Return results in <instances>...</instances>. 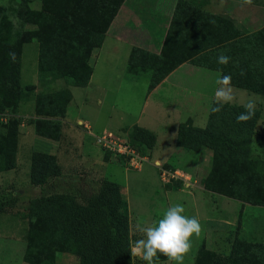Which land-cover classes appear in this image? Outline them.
I'll list each match as a JSON object with an SVG mask.
<instances>
[{"label":"trees","instance_id":"16d2710c","mask_svg":"<svg viewBox=\"0 0 264 264\" xmlns=\"http://www.w3.org/2000/svg\"><path fill=\"white\" fill-rule=\"evenodd\" d=\"M40 2L41 7H49L41 10L42 16L35 13V19L23 0H8L0 17V114L7 112L11 117L5 128L6 135H0V172L12 169L14 164L16 137L13 132L19 120L15 113L21 95L19 46L30 40L38 43L37 85L62 79L66 85L85 87L91 74L90 52L100 45L122 0ZM185 4L182 1L176 4L159 55L137 51L129 60L128 70L138 66L148 68L151 74L147 91H150L177 64L187 60L191 65L231 75L233 88L264 96V27L243 35L226 19ZM48 10L55 12L49 20ZM61 18L65 21V30H71L69 34L53 28L55 20ZM84 23H89L90 27L100 24L97 31L84 33ZM85 41L92 43L88 46ZM10 52L15 53V61L9 58ZM183 52L185 58L181 59ZM220 54L231 58L227 65L217 63ZM34 88L27 86L25 93L29 94ZM70 100L71 94L66 88L39 91L34 96V115L42 119H61ZM244 111V107L230 104H225L219 113L209 110L202 129L186 120L177 127L175 148L177 151H210L208 171L200 180L203 191L240 204L264 207V160L248 156L259 114L255 111L251 120L237 123L236 116ZM33 123L32 119L28 120V124ZM40 128L35 131L40 132ZM259 138L264 139V123ZM154 141L153 134L139 127L132 126L127 132V142L140 155H146ZM108 156L104 153L105 160ZM164 167L173 170L169 164ZM59 175L52 156L32 154L31 187H41ZM162 187L164 191L176 190L180 183L170 182ZM15 200L6 193L0 195V208ZM27 211L24 263L55 264L53 255L55 259L56 255L66 254L74 257L77 264H133L127 203L117 184L100 179L96 190L84 202L63 193L35 197L30 200ZM232 256H240L238 248L233 249ZM250 257L252 264H258L259 260L264 264V247L249 255L248 260ZM211 264L226 263L215 259Z\"/></svg>","mask_w":264,"mask_h":264},{"label":"crops","instance_id":"0c3cea01","mask_svg":"<svg viewBox=\"0 0 264 264\" xmlns=\"http://www.w3.org/2000/svg\"><path fill=\"white\" fill-rule=\"evenodd\" d=\"M179 1L182 0H122L103 33L100 45L90 52L88 63L91 67V74L87 85L85 87L65 85L64 87L70 92L71 100L63 118L42 119L35 117L34 102H31V113L25 118L32 119L34 123L26 124L27 128L19 130L20 139L26 144L24 152L29 154L28 173L30 174L31 156L34 152L52 156L60 170V175L49 179L45 185L33 187L41 191L37 197L50 195L43 193L54 188V184L51 182L65 183L72 187L75 174L81 170L90 174L92 179L95 176L96 188L100 179L108 180L104 170L115 163L112 159L105 160L104 153L94 144L92 138L82 131L80 124L85 121L89 126H92L90 127L94 129L92 131L95 134L108 130L118 133L124 139H127V132L132 126L144 129L153 134L155 138L152 149L146 155L156 172L157 166L164 167L165 164H169L178 170L180 167H184L193 172L199 171L201 180L205 177L209 167L210 151L206 149L199 152L177 151L175 148L176 131L178 125L186 120H190L191 125L195 128L205 127L209 106L213 102L217 87L215 84L217 71L197 67L184 60L161 78L150 91H147L150 70L148 68L141 69L139 66L134 70H128L129 60L137 51L152 56L159 55L176 4ZM191 6L203 12L229 19H233V15L236 16V8L240 15H244L245 11H249L248 15H251V13L254 14V11L264 8V5L259 3L245 5L242 0H199L192 3ZM117 63L121 64V68H117ZM117 71L119 74L115 75ZM146 72L149 76L143 83L144 92L141 94V104L137 113L130 116L123 111L124 109L110 106V114L106 118L100 119V110L105 109L107 103H115L118 98L121 82L127 80L125 99L131 101L130 88L134 87L139 74ZM114 75L118 78V89L108 93L106 86ZM31 84L33 86L37 84V77H33ZM235 92L237 91H234V95ZM235 100L234 103L229 104L240 106ZM29 102L27 100L23 103L30 106ZM22 113L24 112H20L17 105L15 117L22 116ZM260 124L257 121L255 125V132L249 146V156L254 143L259 144V151L264 153V139L259 138L258 131ZM38 126L41 127L40 132L35 131ZM17 165L18 157L15 153L13 168L8 171L13 170ZM141 168L142 166L136 171ZM122 169L125 172L128 171L126 168L122 167ZM184 173L189 178L191 177L190 173ZM98 175L99 177L96 178ZM199 191L202 192V195L203 192L211 194L203 191L201 187H197V192ZM187 195L192 196V193ZM22 256L23 254L21 261ZM0 257H2L1 253Z\"/></svg>","mask_w":264,"mask_h":264},{"label":"rangeland","instance_id":"374dc122","mask_svg":"<svg viewBox=\"0 0 264 264\" xmlns=\"http://www.w3.org/2000/svg\"><path fill=\"white\" fill-rule=\"evenodd\" d=\"M14 1L21 2L22 0ZM23 1H25L28 10L32 13L31 17H33L35 13L42 16L43 12L41 10L45 7H49L47 5L41 7L40 0ZM198 1L199 0H182V2L186 3L185 5H192V3ZM7 2L8 0H0V17L5 12L4 7ZM253 3L264 5V0H253ZM189 7L194 9L192 6ZM253 9L256 10L255 8ZM50 11L51 10H48L46 13L48 20L55 14V12H52L53 10ZM211 11L213 10L211 9ZM256 12L258 13L256 14ZM248 13L250 12L245 11L244 15H240L238 8H236V16L233 15V19L224 16L219 17L226 19L243 35H248L264 27V8L254 11V14L251 13V15H248ZM33 19L35 18L33 17ZM74 19L79 20L78 18ZM64 22L63 18L55 20L53 28L55 27V30L57 29L60 32L63 31V33L69 34L71 30H65ZM83 22H85V20ZM89 23H91V20ZM89 23L83 24L84 33L90 30L97 31L100 23L94 24L91 27ZM187 31L188 30L185 32L187 33ZM83 38H86L85 35ZM85 42L88 46L92 43L90 41ZM38 49V43L35 40H30V42L20 45L18 50V63L20 69L19 91L21 94L18 100V109L20 112L24 113H22V116L17 117L19 120L13 132L16 137L15 153L18 157V165L11 171L0 173V195L6 193L16 199L12 204L0 208V253L2 255V257H0V264H26L21 261V255L24 253L26 246L28 205L32 198L37 197L39 193H41L38 188H33L29 185V154L24 152L26 144L20 139L19 130L27 128L25 125L28 124V120L30 119L28 117L25 118V116L31 113V102L34 101V96L37 92H54L64 88L66 85L65 81L61 79L42 86L36 84L34 90H31L29 94L25 93L26 87L32 86L31 82L33 77L36 78ZM184 56L185 54L183 52L180 58L184 59ZM116 66L118 69L121 68L120 63H117ZM118 74L119 71L115 73V75ZM115 75L109 80L106 86L108 93L118 89V78L115 77ZM148 76L149 74L147 72L139 74L134 87L130 88V94L132 95L131 101H126L125 99V84L127 80L122 81L115 103H107L106 108L100 110L99 118H106V116L110 114V106H114L117 109H124L123 111L127 112L130 116L136 114L141 104V94L144 92L143 83L147 81ZM234 90L237 91L235 92V102H238L240 106L242 105L241 107H244L249 97L255 96V111L258 112V122L259 124L261 123L260 125L263 127L264 96L235 88ZM27 100L30 101V106L23 103ZM4 115L7 116L4 120L0 118V135L3 136L6 135L5 128L8 125V119L11 118L7 112H4ZM1 116L0 114V117ZM85 122L88 124L87 121ZM261 126H259L258 131L262 128ZM91 130L94 131L93 128ZM26 133L27 131L25 134ZM251 148L252 151L251 155H248L249 157L256 160H264V153L259 151V144L254 143ZM24 158H26V160H24ZM107 159L112 158L108 156ZM112 161L115 164L109 165L104 172L107 173L106 177L109 181L116 183L120 187L121 194L126 200L129 214V235L131 243L134 240L143 238V233L138 230V225L140 227L150 226L162 216L168 206L182 204L185 207L184 214L189 217H197L202 226L201 235L198 238L193 237L192 239V249L185 256L184 264H211L215 259H221L226 264H252L253 261L251 257L248 260L249 255L253 254L259 247H264V207L240 204L223 196L216 197L211 194H205L204 192L202 195V192H197V187H201V179L199 177L201 176V172L199 173V171L193 172L188 168L178 167L183 173L187 172L191 174V177L188 178V184H182L179 181V189L164 191L156 169L150 165L149 159L146 163L141 165V169L137 171L128 169L127 172L122 169L123 166L121 164L116 163L113 159ZM97 177H99V175L96 176V178ZM74 180V184L71 185L72 187H69V185L65 183L56 184L51 182L54 184V188L43 194H72L79 202H84L96 189L94 184L96 182L95 176L92 179L90 178V174L81 170L75 174ZM188 193H192V196L187 195ZM241 193L243 194L244 191H241ZM235 248H238L240 253V256L236 258L232 256L233 249ZM132 258L133 264H145L144 261L137 257L132 256ZM53 260L55 264H77L74 257L66 254L56 255L55 259L53 255ZM260 263L261 261L259 260L258 264ZM156 264H168L167 258L162 255L159 256V260Z\"/></svg>","mask_w":264,"mask_h":264},{"label":"clouds","instance_id":"9594fccd","mask_svg":"<svg viewBox=\"0 0 264 264\" xmlns=\"http://www.w3.org/2000/svg\"><path fill=\"white\" fill-rule=\"evenodd\" d=\"M245 5H251L253 0H242ZM9 58L15 61V53L10 52ZM230 57L220 54L217 57L219 65H227ZM214 99L209 106L210 113H219L225 104L235 100L232 77L223 74L222 71L216 73ZM214 105V106H213ZM245 111L236 116L237 123L247 122L253 118L256 110V98L251 96L244 104ZM185 207L182 204L168 206L162 216L152 225L140 227L138 230L143 233V238L132 241L130 252L133 257L144 261L145 264H156L159 256L167 258L168 264H184L185 256L192 249L193 237H199L202 226L195 216L189 217L184 214Z\"/></svg>","mask_w":264,"mask_h":264},{"label":"built area","instance_id":"2783aa9c","mask_svg":"<svg viewBox=\"0 0 264 264\" xmlns=\"http://www.w3.org/2000/svg\"><path fill=\"white\" fill-rule=\"evenodd\" d=\"M7 116L2 115L0 118L4 120ZM82 131L90 136L94 144L103 152L108 153L109 156L116 162L125 167L126 169L136 170L142 164L148 161L147 155L138 154L118 133L104 130L98 134L92 132L90 126L86 122L80 124ZM158 177L162 184L170 182H181L188 184V176L178 169H166L157 166Z\"/></svg>","mask_w":264,"mask_h":264}]
</instances>
